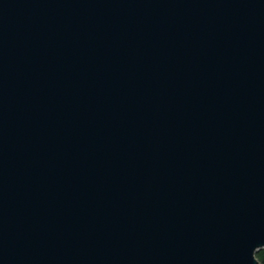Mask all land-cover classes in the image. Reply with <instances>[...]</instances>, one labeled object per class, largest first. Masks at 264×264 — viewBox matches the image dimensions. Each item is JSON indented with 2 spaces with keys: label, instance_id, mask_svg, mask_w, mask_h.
Returning a JSON list of instances; mask_svg holds the SVG:
<instances>
[{
  "label": "water",
  "instance_id": "1",
  "mask_svg": "<svg viewBox=\"0 0 264 264\" xmlns=\"http://www.w3.org/2000/svg\"><path fill=\"white\" fill-rule=\"evenodd\" d=\"M264 0H0V264H261Z\"/></svg>",
  "mask_w": 264,
  "mask_h": 264
},
{
  "label": "trees",
  "instance_id": "2",
  "mask_svg": "<svg viewBox=\"0 0 264 264\" xmlns=\"http://www.w3.org/2000/svg\"><path fill=\"white\" fill-rule=\"evenodd\" d=\"M256 256L259 259V261L261 262V264H264V249L257 252Z\"/></svg>",
  "mask_w": 264,
  "mask_h": 264
}]
</instances>
